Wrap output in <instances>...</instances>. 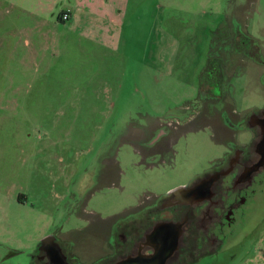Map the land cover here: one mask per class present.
I'll return each instance as SVG.
<instances>
[{
  "label": "rangeland",
  "instance_id": "1",
  "mask_svg": "<svg viewBox=\"0 0 264 264\" xmlns=\"http://www.w3.org/2000/svg\"><path fill=\"white\" fill-rule=\"evenodd\" d=\"M75 4L0 0V255L12 264L54 231L87 263L114 218L248 144L242 120L264 108V0H81L92 10L60 22ZM252 200L236 234L189 264L262 260L264 183Z\"/></svg>",
  "mask_w": 264,
  "mask_h": 264
},
{
  "label": "flooded vegetation",
  "instance_id": "2",
  "mask_svg": "<svg viewBox=\"0 0 264 264\" xmlns=\"http://www.w3.org/2000/svg\"><path fill=\"white\" fill-rule=\"evenodd\" d=\"M261 56L259 49L256 62L264 64ZM214 75L207 62L201 80L205 77L213 92H217ZM200 92L208 94L201 86ZM184 109L190 110L186 121H192L198 114L189 105ZM224 119L231 126L229 118ZM180 123L178 118L161 120L159 129ZM242 123L243 128L252 132L248 144L240 147L233 143L225 162L212 165L190 183L183 184L186 189L183 193L165 194L157 203L135 207L129 217L114 218L103 229L104 237L98 236L99 255L84 264H189L236 234L237 226H242L252 211L249 205L254 202L257 186L264 183L258 177L264 165L254 167L261 158L256 144L262 137L264 108L250 112ZM72 252L64 234L48 232L30 251L24 252L26 261L18 258L17 264H82L78 254ZM75 259L80 262L74 263ZM8 260V253L0 255V264H12Z\"/></svg>",
  "mask_w": 264,
  "mask_h": 264
},
{
  "label": "crops",
  "instance_id": "3",
  "mask_svg": "<svg viewBox=\"0 0 264 264\" xmlns=\"http://www.w3.org/2000/svg\"><path fill=\"white\" fill-rule=\"evenodd\" d=\"M92 3H90V5H91ZM75 9H66V10H64V11H62L61 13H60V15L58 16V20L61 22V20L59 19V17L61 16V14L63 13V12H68V14H69V21L71 22V23H77V22H79L80 21V19H81V16H83V15H86V12L85 11H83V10H85V9H89V8H87V7H83L82 6V4H81V0H76V4H75ZM84 8V9H83ZM89 10H92V9H89ZM89 10H87V11H89ZM92 15H94V13H92ZM95 16V15H94ZM97 17H98V15H96ZM67 20V21H68ZM96 27H98V28H100V25H97ZM195 119V118H194ZM157 129H159V121L157 122V121H155L154 123H152L151 124V126H150V128H149V131H150V133L151 134H153L151 131H153V132H155V130H157ZM162 133L160 132V135H161ZM100 238H102V237H104V234H103V229L101 230V232H99L98 234H97ZM90 253V254H89ZM88 253V259H87V262H90L91 260H93L97 255H99V253L97 252L96 254H92L91 252H89ZM77 254H78V256L80 257V258H82L83 256H82V254H79L78 252H77ZM262 260H258V261H256L254 258H251L250 260H249V262L250 263H252V264H259V263H257V262H263L264 261V257H262L261 258Z\"/></svg>",
  "mask_w": 264,
  "mask_h": 264
},
{
  "label": "water",
  "instance_id": "4",
  "mask_svg": "<svg viewBox=\"0 0 264 264\" xmlns=\"http://www.w3.org/2000/svg\"><path fill=\"white\" fill-rule=\"evenodd\" d=\"M256 148H257V152L261 154V158L259 159L257 164L254 166L255 168L264 165V127L262 128V137L259 140V142L256 144ZM185 190H186L185 186L182 185L172 190L171 193L179 195L183 193Z\"/></svg>",
  "mask_w": 264,
  "mask_h": 264
},
{
  "label": "built area",
  "instance_id": "5",
  "mask_svg": "<svg viewBox=\"0 0 264 264\" xmlns=\"http://www.w3.org/2000/svg\"><path fill=\"white\" fill-rule=\"evenodd\" d=\"M69 19V14H68V12H63L62 14H61V16H60V20L61 21H66V20H68Z\"/></svg>",
  "mask_w": 264,
  "mask_h": 264
},
{
  "label": "trees",
  "instance_id": "6",
  "mask_svg": "<svg viewBox=\"0 0 264 264\" xmlns=\"http://www.w3.org/2000/svg\"><path fill=\"white\" fill-rule=\"evenodd\" d=\"M59 19H60V17H59Z\"/></svg>",
  "mask_w": 264,
  "mask_h": 264
}]
</instances>
